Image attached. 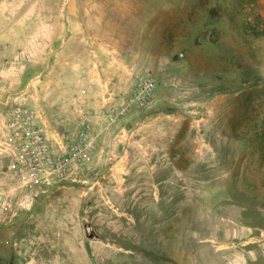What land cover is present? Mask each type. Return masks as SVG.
I'll return each mask as SVG.
<instances>
[{"label": "rangeland", "instance_id": "rangeland-1", "mask_svg": "<svg viewBox=\"0 0 264 264\" xmlns=\"http://www.w3.org/2000/svg\"><path fill=\"white\" fill-rule=\"evenodd\" d=\"M48 25L98 49L55 86L106 90L112 140L86 184L0 217V264H264V0H0V127L15 106L48 114L31 66ZM147 72L152 103L127 106Z\"/></svg>", "mask_w": 264, "mask_h": 264}, {"label": "built area", "instance_id": "built-area-1", "mask_svg": "<svg viewBox=\"0 0 264 264\" xmlns=\"http://www.w3.org/2000/svg\"><path fill=\"white\" fill-rule=\"evenodd\" d=\"M155 89L153 74L145 73L135 82L127 106L146 108L153 101ZM85 94L83 90L80 97ZM74 105L78 112L76 128L52 134L45 131L39 111L13 108L7 127L1 129L0 217L14 216L34 196L55 185L86 184L103 130L96 128L81 98ZM126 110L123 107L122 112ZM114 120L110 116L104 129Z\"/></svg>", "mask_w": 264, "mask_h": 264}, {"label": "crops", "instance_id": "crops-1", "mask_svg": "<svg viewBox=\"0 0 264 264\" xmlns=\"http://www.w3.org/2000/svg\"><path fill=\"white\" fill-rule=\"evenodd\" d=\"M34 35L35 39L31 48L33 53V57L31 58V66L36 68L46 67L48 69V80L45 83V87L47 88L43 92L37 93L36 96L37 101L40 99L42 100L43 98L47 101L50 107V109L48 110V114L47 112L46 114H44L43 122L45 131L48 134H52L53 132H58L61 129L63 131L75 129L78 112L76 111L74 101L78 98H81V101L84 102L85 108L86 110H88L87 112L91 114L92 119L97 124L96 128L98 130H102L105 126V122L108 121L107 114H103V109L107 106L106 90L92 92L90 96L85 94L86 96L84 97H80V93V95H77L78 97L70 100L66 96V93H62L63 91L60 92L59 89L55 86V84H61V74L63 73V69L72 67L74 69H77L78 73H80L81 75L84 74L85 76L87 67L89 63L92 62V60L90 59V53L95 56L98 52V49L96 47L92 50H90L89 48L87 49L85 45L86 38L83 34L81 36L82 47L75 52L72 51L69 47L70 37L68 33L66 31L64 33V30L60 27L54 28L48 25L44 30H37ZM100 64L102 69H104L103 62H101ZM97 81V83H100L102 86L104 83H110L111 78L102 76L99 80L97 79ZM97 83L96 81L93 82V84L95 85ZM4 120L5 119L2 118L0 114V126ZM112 128L113 127H111L109 131H105L99 143L103 140L106 141L107 139L109 140V142L112 140ZM1 129L2 127H0V142L3 139V131ZM140 130L143 135L142 140L147 143L148 141L144 139L148 140L149 138L148 127H141ZM96 156L97 158H100L101 155L99 153V150L98 152H96ZM1 164L2 161L0 159V165Z\"/></svg>", "mask_w": 264, "mask_h": 264}]
</instances>
